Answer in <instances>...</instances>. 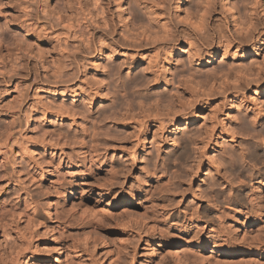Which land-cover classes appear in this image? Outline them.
Here are the masks:
<instances>
[{
	"label": "rangeland",
	"instance_id": "374dc122",
	"mask_svg": "<svg viewBox=\"0 0 264 264\" xmlns=\"http://www.w3.org/2000/svg\"><path fill=\"white\" fill-rule=\"evenodd\" d=\"M233 3L0 0V264H261L264 0Z\"/></svg>",
	"mask_w": 264,
	"mask_h": 264
},
{
	"label": "bare ground",
	"instance_id": "6f19581e",
	"mask_svg": "<svg viewBox=\"0 0 264 264\" xmlns=\"http://www.w3.org/2000/svg\"><path fill=\"white\" fill-rule=\"evenodd\" d=\"M169 2L171 1V0H168ZM174 1V3H175V6H177V7H183V6H185L186 4H187V1L188 0H173ZM234 3H233V0H231V7H230V10H234L233 8H234ZM209 30H211V28L209 27ZM214 31H215V33H217V34H219V36L218 37H221L222 35V33H221V30H216V29H214ZM217 31V32H216ZM214 33V32H213ZM206 40H208V37H205V36H203ZM220 39V38H219ZM165 44V43H164ZM166 44H168V43H166ZM165 44V45H166ZM167 101V100H166ZM170 101H172V100H170ZM170 103V102H169ZM168 105V104H167ZM170 105V104H169ZM169 113V112H168ZM174 114V113H173ZM172 114V115H173ZM174 115H176V114H174ZM29 117V116H28ZM175 119H177V118H174V120ZM119 121V120H118ZM117 121V122H118ZM27 128L29 129V128H31L33 125H34V119L33 118H31V117H29L28 118V120H27ZM200 163V162H199ZM200 164H198L197 166H199ZM197 166H196V168H197ZM197 169H200V168H197ZM196 171V170H195ZM201 172V171H200ZM197 174V173H196ZM222 177V176H221ZM224 178H226L225 176H223ZM262 178V177H261ZM261 178H259V184L261 183V186H263L264 187V178L263 179H261ZM214 180V179H213ZM228 180V179H227ZM258 181V180H257ZM215 182V181H214ZM215 185H216V183H215ZM252 185H254V184H252ZM257 185V184H256ZM214 185H212V187H213ZM256 188V187H255ZM254 190V189H253ZM213 191V190H212ZM258 192H253V194L252 195H250V200L254 203L253 204V206H252V209H251V211L253 212V213H255V215L258 213V212H260V210H264V196H262V191L261 190H259V188H258V190H257ZM76 194H77V192H75L74 193V191H69L68 192V194H67V201H72V204H73V209H76V210H78V211H85V206H83L80 202H78L77 200H76V198H75V196H76ZM216 195V194H215ZM217 196V195H216ZM132 201V200H131ZM240 201V200H239ZM124 202H129L128 201V199L127 200H125ZM235 202V201H234ZM251 202V203H252ZM240 203H242V202H240ZM221 206V205H220ZM243 206V205H242ZM49 207L51 208V205H49ZM218 207V206H217ZM49 208V209H50ZM223 207H220L219 209L218 208H216V209H218V211L221 213L219 216H221L222 215V212H224V213H226L227 212V208L226 209H222ZM240 209V208H239ZM225 210H226V212H225ZM229 211V210H228ZM235 211V210H234ZM86 212V211H85ZM223 213V214H224ZM262 213V212H261ZM258 215V214H257ZM201 229V228H200ZM202 229H203V227H202ZM202 229H201V231H202ZM211 231H213L212 229H211ZM200 234V233H199ZM244 234H246V233H244ZM196 236L198 237V234H196ZM244 236V235H243ZM246 236V235H245ZM200 238V237H199ZM201 241V240H200ZM210 241H211V239H210ZM213 242H214V240H213ZM216 242V241H215ZM217 243V242H216ZM215 243V245H213V246H207L206 245V243L205 242H199V243H197L196 245H195V247H197L199 250V252H197L198 254V256H199V253L200 254H202L203 252H204V249L205 248H209L210 250V252H211V256H214L215 254H217V255H219V256H222V255H231V256H236L237 254H238V251L237 250H233V251H230V250H228V249H226V247H225V244H226V242L224 241V243H221L220 242V244H216ZM179 244H182V241L180 240V241H178V243H177V245L179 246ZM207 244H208V242H207ZM258 248V247H257ZM242 252L244 253V254H246L248 251H247V249H242ZM253 253H254V255H259V259H256V258H254L256 261H259V263H260V261H261V264H262V261L263 260H261L263 257H264V251H260V250H253L252 251ZM216 257V256H215ZM214 258V257H213ZM184 259V258H183ZM184 262H187V260L186 259H184ZM264 264V263H263Z\"/></svg>",
	"mask_w": 264,
	"mask_h": 264
}]
</instances>
